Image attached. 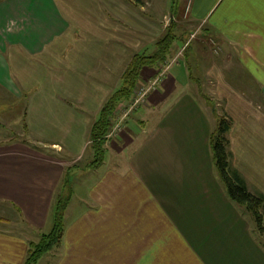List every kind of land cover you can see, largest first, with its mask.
Here are the masks:
<instances>
[{
    "label": "crops",
    "instance_id": "1",
    "mask_svg": "<svg viewBox=\"0 0 264 264\" xmlns=\"http://www.w3.org/2000/svg\"><path fill=\"white\" fill-rule=\"evenodd\" d=\"M89 2L82 7L77 0H0V88L27 102L24 143H0V198L17 206L19 215L18 223L0 217V264L26 263L36 242L20 234L19 222L44 227L63 190L66 224L61 242L46 254L49 264H264V245L240 235L225 207V192L213 180L212 170L218 169L203 137L210 141L214 131L204 133L195 122L189 135L184 118L172 116L187 98L172 101L174 88L188 82L183 68L167 74L173 63L165 68L162 90L149 94L126 132L106 144L102 161L90 171L80 168L74 174L77 157L60 160L40 153L63 151L59 142L68 141L76 116L82 119L74 108L88 99L85 86L99 65L121 58L127 48L137 49L140 33L151 44L157 30L164 31L153 22L140 27L138 14L118 0ZM224 2L188 0L187 15L202 28L200 39L210 30L222 47L209 53V84L226 102L232 126L247 131L242 148L230 153L231 167L249 192L264 196V0H236L212 20ZM152 70H143V81ZM115 90L106 91L108 98ZM156 110L162 114L154 122L148 116ZM96 119L82 141L85 153L94 156ZM192 140L198 141L196 151L188 150ZM252 141L259 142V151L252 150ZM80 177L91 181L78 185Z\"/></svg>",
    "mask_w": 264,
    "mask_h": 264
},
{
    "label": "rangeland",
    "instance_id": "2",
    "mask_svg": "<svg viewBox=\"0 0 264 264\" xmlns=\"http://www.w3.org/2000/svg\"><path fill=\"white\" fill-rule=\"evenodd\" d=\"M77 1L82 7H87V4L90 0ZM118 1L122 2L125 7H131L133 11L138 14L140 27H143L146 22H153L154 26L162 28L161 31H164L162 32V34H160V32L158 33L157 30V36H151V38L153 37V41L151 42V44H149V39H146L148 40L146 41L143 37H140V35H143V33H140L139 37L137 38L140 41V46L137 49L127 48L126 52L121 56V58L117 60L107 61L99 65L100 70L98 72L94 71L92 73L91 82L89 81V86H85L86 88L89 87V92L87 93L88 99L83 105H81V107L74 108L76 113L82 116V119H79V117L76 116V122L70 126L72 130L69 134L68 141L59 142L61 150L63 151L58 154H55L49 150L40 151V153H45L48 157L51 156L52 158H57L60 160L79 158V161L75 162V168L73 167V172L75 171L74 174L78 173V169L80 168H88L90 171L92 165L95 164L93 162H95L96 157L91 153V150L85 153L84 150L86 148V144H82V141L87 142L90 129L89 123L92 121L91 119H96L100 105L103 104V101H107L108 99V94H106V91H108L110 88H115L116 92L122 87L123 76L125 75L127 66L131 62L130 59L132 60L133 57L139 54H151L155 49L153 43L164 37L170 26L174 27V33L178 40L175 41L168 59L164 64H160L155 67H145L153 69L150 72L154 73V75L152 74L150 76L151 78H148V80H142L143 70L145 68L142 70L140 77L141 79L132 90L131 96L128 99H124L123 101L119 102L117 108L115 109V112L111 119L112 127L105 139L106 144L108 145V142L116 140L117 138L119 139L120 134H124L126 132L127 126L135 119L140 109L144 107L149 94L156 92L158 89L162 90L160 81L162 76L164 75L165 68L168 67L167 65H170V63H173L172 66L174 67L172 68V70L167 72L168 75L172 74L173 70L177 67L183 68L187 73V84L177 85V87L174 88L175 91L173 92L171 99L172 101H175V99H178L182 96L186 95L187 97L186 99H184L183 103L178 105V107L173 110L172 113V116L175 118L179 116L184 118V124L182 127L187 129V134H193V129L194 127H196L195 122L199 123L197 124V127L201 126V128H203L204 130V133H211L213 131L215 133L218 128V122L221 118L225 117L232 121V118L228 114L226 102L220 99L219 94L215 92L216 90H214V88H212V86L209 84V73L207 75L210 66L209 53H220L222 51V47L216 44L215 41L213 42L212 36H210L209 34L210 30L206 31L204 29V34H206V32L208 33L205 35L207 37L200 39L199 35L202 31V28L199 29V26L194 25L187 15L189 5L187 3L188 0ZM90 3L91 2H89V4ZM235 3L236 0H225L224 4L215 13L212 20H215L217 17H219V15H221V12L228 5L234 6ZM93 5L94 3L91 4V14L95 12V6ZM241 5L243 6V3H241ZM85 10L88 11L87 9ZM182 11H185V14L179 15V13ZM164 25H166V27H164ZM198 41L200 43L202 42V45H198ZM59 73L61 74L62 71H60ZM75 82L76 84L81 85L79 77L75 78ZM93 82L97 85H93ZM115 92H113L112 95ZM20 101L21 98L18 99L13 93H8L4 89L0 88V137L1 139H6L4 140V142L1 141L0 143L10 145L18 143L23 144L25 141V137L27 138V123L24 118L26 114L25 107L27 106V102L26 100H23L22 102ZM97 104L98 109L97 107H95ZM165 107L166 105H162L158 108V110L163 112ZM158 110H156V112L153 111L149 116L148 112L146 116H148V118L155 122V120H158L157 116L162 114L161 112H158ZM206 122L207 124H205ZM231 129L232 130L227 134V139L229 140L228 149L230 153L242 148V133H247V131L244 130L243 125H234V127ZM200 130L201 129L197 130V132L199 133ZM256 132H258V130ZM204 137L203 143L206 142L208 144V149H210L211 146L209 138L208 136H206L205 138ZM191 143V145L193 146L188 147V150L196 151L195 148L198 141L192 140ZM252 144V150L259 151V142L252 141ZM127 148L132 147L128 146ZM112 149L113 148L109 150L110 153H114V150ZM109 154L106 155L107 160L110 157ZM210 158L214 164V157L212 152ZM34 164L39 163L34 162ZM42 165H46V163H43ZM212 177L213 180H217L219 182L222 190L225 192V197L229 202V204L225 207H227L228 212L231 213L228 215L233 219L234 223L238 225V229L239 231H241L240 235H242L246 240H249L251 238L254 241L256 240V242L264 245V221L262 227L258 228L253 215L247 210V208L238 204L228 196L225 184L215 168H213L212 170ZM77 180H80L79 182H76L78 183V185H80V182L83 181L86 183H90L91 181L90 178L85 177L83 179L82 177H80ZM67 200L68 193L67 191L63 190L62 197L60 198V200L56 199V204L55 206H53L55 208V213L56 210H60L62 213V209L66 208ZM16 207L17 206L6 203L4 199L0 198V217L17 219L18 223L19 215ZM62 217L65 226V211L64 214L62 213ZM54 220L55 214L52 215V220L49 221L44 227H38L32 222L29 221L30 223H28L26 220L22 219L19 222L21 224V226L19 227L20 234H24L29 241L37 243L43 234L49 233L51 231L54 225ZM229 221L232 220L229 219ZM247 235L250 236V238H248ZM49 262H51V260L48 259V255H44L43 258L38 262V264H49Z\"/></svg>",
    "mask_w": 264,
    "mask_h": 264
},
{
    "label": "trees",
    "instance_id": "3",
    "mask_svg": "<svg viewBox=\"0 0 264 264\" xmlns=\"http://www.w3.org/2000/svg\"><path fill=\"white\" fill-rule=\"evenodd\" d=\"M177 40L174 27L170 26L164 37L156 42L153 53L149 55L139 54L132 58L123 76L122 87L107 99L91 129L92 149L96 157L95 165H98L105 155V139L111 130V119L118 103L131 96L132 90L139 83L141 72L145 67H155L166 62ZM231 128L232 121L223 117L218 122L216 132L211 136L210 144L216 167L226 185L230 198L245 206L253 215L258 228H261L264 221V196L249 192L241 175L231 167L230 152L228 150L229 141L227 139V134ZM64 229L62 213L58 210L55 213L54 225L51 231L43 234L37 243L30 244L25 264H38L44 255L59 245Z\"/></svg>",
    "mask_w": 264,
    "mask_h": 264
}]
</instances>
